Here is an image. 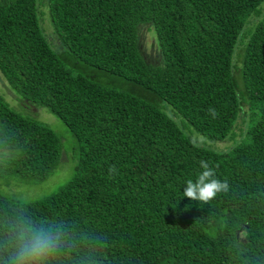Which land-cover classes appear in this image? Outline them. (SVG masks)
Here are the masks:
<instances>
[{"label":"trees","instance_id":"1","mask_svg":"<svg viewBox=\"0 0 264 264\" xmlns=\"http://www.w3.org/2000/svg\"><path fill=\"white\" fill-rule=\"evenodd\" d=\"M140 23L160 63L142 55ZM0 73L78 147L56 190L0 194V208L78 222L102 237L101 264H264V0H0ZM161 101L210 140L238 139L200 144ZM64 150L0 93V175L40 183ZM202 161L228 185L207 204L181 193Z\"/></svg>","mask_w":264,"mask_h":264},{"label":"clouds","instance_id":"2","mask_svg":"<svg viewBox=\"0 0 264 264\" xmlns=\"http://www.w3.org/2000/svg\"><path fill=\"white\" fill-rule=\"evenodd\" d=\"M199 167L180 192L207 204L228 185L207 162ZM102 244L100 235L66 216L41 217L22 205L0 208V264H101Z\"/></svg>","mask_w":264,"mask_h":264},{"label":"rangeland","instance_id":"3","mask_svg":"<svg viewBox=\"0 0 264 264\" xmlns=\"http://www.w3.org/2000/svg\"><path fill=\"white\" fill-rule=\"evenodd\" d=\"M43 11V26L45 32L49 37V40L54 41L53 35L51 34L48 22L46 19V11L41 7ZM145 23H140L137 27L139 30V48L142 55L149 61L153 63H160V52L157 48V40L155 37L154 30L152 32L149 25H143ZM156 42V43H155ZM157 45V46H156ZM238 66V62H236ZM127 89L125 86H120ZM0 93L4 96L5 100L9 103L14 109L21 111L25 114L34 116L36 119L45 122L48 124L61 138L63 144L67 150H64L61 155L60 164L57 166L55 171L45 180L40 183L30 184L18 181L17 178L7 175H0V194L4 196H11L17 199L27 201L32 199L40 198L44 195H47L54 190H56L60 185H62L73 173V158L77 154V141L71 136L66 125L62 120L57 118L53 113H51L47 108L42 106H31L29 104H24L20 102L18 96H14L10 91L6 80L0 73ZM136 93V92H134ZM160 106L163 110L173 115L170 111V106L167 105L164 101L160 102ZM173 118L182 128L184 133L188 137H192L194 140L200 144H203L211 149L215 150H227L231 147L234 140L238 139L239 135H235V139L227 138L224 140H210L206 136L196 132L190 124H187L186 121L180 115H173ZM241 118H238L237 125L242 126L240 123ZM234 131L237 133L238 129L235 128ZM70 157V161H68Z\"/></svg>","mask_w":264,"mask_h":264}]
</instances>
